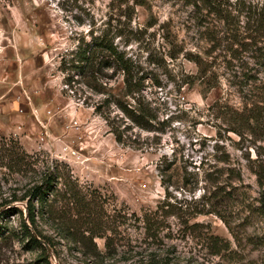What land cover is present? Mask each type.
Returning <instances> with one entry per match:
<instances>
[{
	"label": "rangeland",
	"instance_id": "obj_1",
	"mask_svg": "<svg viewBox=\"0 0 264 264\" xmlns=\"http://www.w3.org/2000/svg\"><path fill=\"white\" fill-rule=\"evenodd\" d=\"M140 1L132 20L136 39L126 51L142 87L135 96L156 113L158 129L145 130L112 106L125 131L126 141L118 142L92 106L102 96L78 83L74 90L84 92H64L59 70L61 55L90 28L121 13L117 0H0V264H46L14 212L25 210V201H10L39 175L14 165L10 148L38 154L26 157L36 159L37 169L46 158L68 163L105 201L112 229L100 232L111 236L109 247L105 236L76 242L42 223L56 239L57 251H48L52 264H264V218L250 209L264 192L258 178H264V123L249 128L232 119L246 102L264 105V71L253 70L255 79L243 87L224 73L206 89L185 56L209 45L198 10L186 0ZM109 87L134 103L122 76ZM167 191L172 202L205 213L164 217L146 228L142 217Z\"/></svg>",
	"mask_w": 264,
	"mask_h": 264
},
{
	"label": "trees",
	"instance_id": "obj_2",
	"mask_svg": "<svg viewBox=\"0 0 264 264\" xmlns=\"http://www.w3.org/2000/svg\"><path fill=\"white\" fill-rule=\"evenodd\" d=\"M186 2L193 4L201 14L198 17L199 27L203 28L202 33L209 43L202 52L190 51L185 54L197 66L196 79L205 84L206 89L215 87L224 73L236 78L243 87L255 79L253 70L264 71V4H253L246 0H186ZM117 3L118 7H121V13L116 17L110 16L103 28H90L87 38L81 37L74 48L61 55L59 70L64 75L63 81L66 85L64 92H67V89L74 93L79 90L84 92L82 87L74 90L75 84L78 83L92 93L102 96L92 102L94 111L103 116L116 140L125 142V131L118 123L122 117L111 116L112 106L117 107L123 116L145 130L152 131L158 128L156 113L135 96L142 87L140 80H136V64L126 51V46L136 39V29L132 25V20L135 5L142 2L117 0ZM113 4L115 3L112 2ZM149 25H152V22ZM117 37H120V43L116 42ZM252 58L256 60L251 62ZM255 65H258V68ZM116 75L123 77L125 95L134 97V103L116 96L110 90L109 82ZM194 77L190 83L195 81ZM83 102L90 104L86 98ZM244 111L233 110L232 119L249 128L255 123H264V105L255 102L249 107V103L246 102ZM16 143L14 141L15 145ZM9 152L14 165H26L28 172L39 175L22 194L15 192L10 201H25V210L16 206L13 209L22 216L21 229L24 234L35 245L41 247L46 255V264H52L47 245L54 252L57 249L54 235L45 232L43 222L49 223L54 230L63 235V238L76 242L82 241L85 237L93 240L95 236H105L109 247L111 236L106 235L104 231L100 232L103 229H112L109 221L104 219L105 201L100 193L84 187L68 163L58 158L42 159V165L37 169L34 166L37 163L36 159L31 161L26 160V157L31 158L38 154L18 152L14 148H10ZM219 160L228 162L229 158ZM258 178L260 181L264 179L261 174ZM162 183L164 185L167 183L163 175ZM170 197L171 194L167 191L157 208L151 213L144 214L142 221L146 228H152L154 223L158 224L164 217L174 215L180 219L185 215L190 217L197 213H205V210L192 208L188 201L187 204L182 201L172 202ZM258 200L259 204L250 209L264 218V192ZM222 248L224 246L220 249ZM153 264L169 262L165 259L161 262L155 261Z\"/></svg>",
	"mask_w": 264,
	"mask_h": 264
},
{
	"label": "water",
	"instance_id": "obj_3",
	"mask_svg": "<svg viewBox=\"0 0 264 264\" xmlns=\"http://www.w3.org/2000/svg\"><path fill=\"white\" fill-rule=\"evenodd\" d=\"M48 249H50V247L47 245Z\"/></svg>",
	"mask_w": 264,
	"mask_h": 264
}]
</instances>
